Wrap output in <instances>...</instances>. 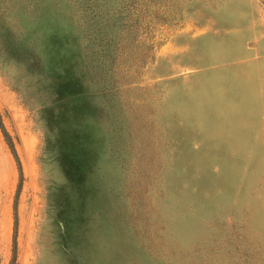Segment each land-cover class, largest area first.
Instances as JSON below:
<instances>
[{
	"label": "rangeland",
	"instance_id": "obj_1",
	"mask_svg": "<svg viewBox=\"0 0 264 264\" xmlns=\"http://www.w3.org/2000/svg\"><path fill=\"white\" fill-rule=\"evenodd\" d=\"M0 113V264H264V0H0Z\"/></svg>",
	"mask_w": 264,
	"mask_h": 264
},
{
	"label": "trees",
	"instance_id": "obj_2",
	"mask_svg": "<svg viewBox=\"0 0 264 264\" xmlns=\"http://www.w3.org/2000/svg\"><path fill=\"white\" fill-rule=\"evenodd\" d=\"M0 125L4 129L3 122H2V119H1V113H0ZM5 133H7V132H5ZM6 135H8V134H6ZM9 144H10L11 148L13 149V151L16 153L14 144H13V142L11 140H9Z\"/></svg>",
	"mask_w": 264,
	"mask_h": 264
}]
</instances>
